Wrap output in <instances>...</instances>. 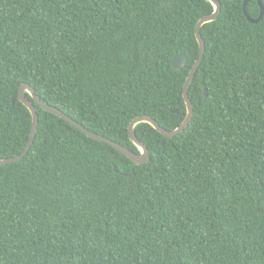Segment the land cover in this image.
<instances>
[{
  "label": "trees",
  "instance_id": "obj_1",
  "mask_svg": "<svg viewBox=\"0 0 264 264\" xmlns=\"http://www.w3.org/2000/svg\"><path fill=\"white\" fill-rule=\"evenodd\" d=\"M243 1L220 0L200 28L189 124L172 138L134 126L146 163L25 93L38 126L23 159L0 165V264H264V14L249 22ZM246 10L256 18L257 0ZM212 12L206 0H0V159L30 136L21 84L136 153L134 117L179 126L195 25Z\"/></svg>",
  "mask_w": 264,
  "mask_h": 264
},
{
  "label": "water",
  "instance_id": "obj_2",
  "mask_svg": "<svg viewBox=\"0 0 264 264\" xmlns=\"http://www.w3.org/2000/svg\"><path fill=\"white\" fill-rule=\"evenodd\" d=\"M206 1H208L212 4L213 12L209 15H205V16L201 17L195 25V38H196V41L198 43V58L196 59L192 68L190 69L189 74L186 77V80H185V83L183 86V99H184V103L186 106V114H185V117L183 118L182 122L179 124V126H177L176 128H174L172 130H168V129L161 127L157 123V121L149 115L145 114V115L134 117L129 122L127 130H128V136H129L130 141L138 148L139 152L136 153L133 150L127 148L126 146H123V145L119 144L118 142L111 140L110 138H107L101 134H98V133H95V132L88 130L82 124H80L79 122H77L76 120H74L73 118L68 116L67 114L63 113L61 110L43 102L39 98V96H37L35 94V92L31 86H29L28 84H21V86L19 87L18 93H17V98L30 112V115H31L30 136H29V139L27 141L26 146L24 147V149L22 150V152L20 154H18L16 156L8 157V158L0 159V165L6 164V163H11V162H17V161L23 159V157L29 151V149H30V147L34 141L36 131H37V126H38V114L36 112V108H35L34 103L38 104L43 110L49 111V112H51L55 115H58L61 118L65 119L72 126H74L75 128L79 129L81 132H83L86 136L111 145L116 150L121 152L124 156L129 158L131 161L135 162L136 164L146 163L149 160V150L144 145V143L141 142L137 138V136L134 132V126L138 123H141V122H147L153 128H155L158 132H160L164 137L172 138L174 135L181 132L189 124V122L193 116V107H192V103H191V100H190L189 95H188V88H189V86H190V84L194 78V75L198 69L199 64L201 63V60L203 58L204 51H205V42H204L203 37L201 35L200 28L203 24L215 20L218 16L219 12H220V0H206ZM248 1L249 0H244L243 4H242V10H243L244 15L246 16L247 20L251 23L259 22L263 16V14H264V6H263L261 0H257V3H258L259 8H260V12L256 18L250 17V15L248 14V12L246 10V5H247ZM185 63H186L185 55L183 52H180L179 54H177L172 59L171 66L174 70H180L185 65ZM26 92L31 96L34 103H32L30 100H28L26 98V95H25ZM204 94H205V91H204ZM13 99L14 98H12V100ZM162 144H163V142H162Z\"/></svg>",
  "mask_w": 264,
  "mask_h": 264
}]
</instances>
